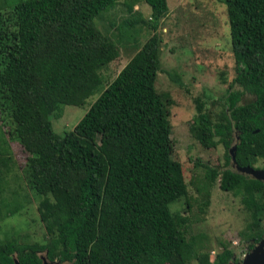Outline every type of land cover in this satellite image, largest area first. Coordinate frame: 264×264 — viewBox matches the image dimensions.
Here are the masks:
<instances>
[{
    "label": "trees",
    "instance_id": "1",
    "mask_svg": "<svg viewBox=\"0 0 264 264\" xmlns=\"http://www.w3.org/2000/svg\"><path fill=\"white\" fill-rule=\"evenodd\" d=\"M120 0H0L13 8L15 32L0 30V108L10 111L26 154L24 182L40 199L43 245L0 242V264H229L226 245L211 260L202 237H187L189 218L170 205L187 198L172 161L168 110L155 87L167 0H144L153 34L116 78L100 88L99 71L118 57L95 20ZM236 76L212 119L206 97L194 99L192 134L204 149L222 144L224 168L205 167L208 186L240 198L253 247L263 233L264 183L233 167L264 161V0H224ZM129 11L132 10L130 5ZM121 27L128 31L134 21ZM126 31V32H127ZM97 100L63 136L51 118L63 106ZM252 97L242 102L244 96ZM10 149L0 127V220L19 212L4 199ZM264 170V167H263ZM16 195V194H15ZM208 198V192L206 193ZM208 204V199L204 206ZM189 208V202H186Z\"/></svg>",
    "mask_w": 264,
    "mask_h": 264
},
{
    "label": "rangeland",
    "instance_id": "2",
    "mask_svg": "<svg viewBox=\"0 0 264 264\" xmlns=\"http://www.w3.org/2000/svg\"><path fill=\"white\" fill-rule=\"evenodd\" d=\"M130 5L131 11L128 10ZM167 6L168 11L157 30L161 44L155 87L168 110L171 158L187 187V198L172 203L170 210L189 218L187 237H202L204 251L209 253L211 260L222 250V245H226L233 251L235 261H242L249 253L248 240L242 235L249 222V213L240 198L222 191L218 182L208 186L205 168H224L227 150L222 144L204 149L191 131L196 115L194 99L206 97L207 110L217 121L228 87L236 76L226 6L224 0H167ZM150 16V7L144 0H120L95 20L97 28L116 43L118 51V57L98 73L102 78L101 89L116 78L153 34ZM128 20L134 24L126 32L121 27ZM14 23V9H1L0 30L15 32ZM98 97L99 93L86 97L81 107L63 106L59 114L51 118L54 132L63 136L71 131ZM251 98L246 95L242 102ZM0 127L11 153L4 199L7 203L18 201L21 205L18 213L0 220V242L43 245L48 237L39 218L40 199L21 175L26 154L16 138L10 111L5 108H0ZM263 167V160L253 165L255 170ZM39 255L47 262L57 261L47 260L45 252ZM189 264L197 263L192 260Z\"/></svg>",
    "mask_w": 264,
    "mask_h": 264
},
{
    "label": "water",
    "instance_id": "3",
    "mask_svg": "<svg viewBox=\"0 0 264 264\" xmlns=\"http://www.w3.org/2000/svg\"><path fill=\"white\" fill-rule=\"evenodd\" d=\"M229 156L231 162L233 164L234 169L236 172L242 175H248L251 178L263 182L264 183V170H255L252 167H238L235 164V146L229 150ZM42 264H52L47 262L44 258L41 257ZM15 264H19L17 260H15ZM229 264H264V238L263 240L257 245L256 248L251 250L246 257L242 260L241 263L231 262Z\"/></svg>",
    "mask_w": 264,
    "mask_h": 264
},
{
    "label": "flooded vegetation",
    "instance_id": "4",
    "mask_svg": "<svg viewBox=\"0 0 264 264\" xmlns=\"http://www.w3.org/2000/svg\"><path fill=\"white\" fill-rule=\"evenodd\" d=\"M253 168V167H252ZM262 170H263V168H262ZM263 238H264V226H263V233H262V235H261V238L257 241V242H251L252 244H253V247L251 248V249H249V252L251 251V250H253L254 248H256L257 247V245L263 240ZM233 260L231 261V262H235V263H241L242 261H235V258L233 257L232 258ZM51 263V262H50ZM52 264H66V262L65 263H61V262H59V261H55L54 263H52Z\"/></svg>",
    "mask_w": 264,
    "mask_h": 264
}]
</instances>
